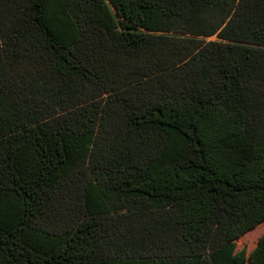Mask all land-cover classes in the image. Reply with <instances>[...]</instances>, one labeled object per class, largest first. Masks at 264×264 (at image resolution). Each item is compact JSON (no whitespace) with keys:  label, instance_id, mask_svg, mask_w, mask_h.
Returning <instances> with one entry per match:
<instances>
[{"label":"trees","instance_id":"trees-1","mask_svg":"<svg viewBox=\"0 0 264 264\" xmlns=\"http://www.w3.org/2000/svg\"><path fill=\"white\" fill-rule=\"evenodd\" d=\"M260 224L264 0H0V264H264Z\"/></svg>","mask_w":264,"mask_h":264},{"label":"rangeland","instance_id":"rangeland-1","mask_svg":"<svg viewBox=\"0 0 264 264\" xmlns=\"http://www.w3.org/2000/svg\"><path fill=\"white\" fill-rule=\"evenodd\" d=\"M215 38V37H211ZM264 232V224H260L258 227L247 232L237 242V250L245 249L247 254L256 246L257 241L261 234Z\"/></svg>","mask_w":264,"mask_h":264}]
</instances>
